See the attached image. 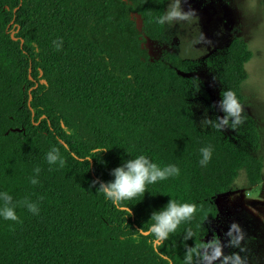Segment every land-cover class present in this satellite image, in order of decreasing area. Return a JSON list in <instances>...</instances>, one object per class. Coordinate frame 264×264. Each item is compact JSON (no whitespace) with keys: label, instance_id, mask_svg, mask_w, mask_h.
Here are the masks:
<instances>
[{"label":"trees","instance_id":"trees-1","mask_svg":"<svg viewBox=\"0 0 264 264\" xmlns=\"http://www.w3.org/2000/svg\"><path fill=\"white\" fill-rule=\"evenodd\" d=\"M165 6L163 0H0V190L14 202L39 197L40 208L33 215L18 206L17 221L0 220V264H183L185 244L216 235V196L231 188L239 170L245 168L250 184L259 182L254 146L236 149L221 131L197 125L186 74L199 61L169 51L153 56L144 45L176 38L173 27L153 22ZM57 38L59 50L52 45ZM251 57L234 38L219 61L223 84L240 101ZM50 145L61 147L63 166L44 160ZM205 145L212 158L200 166ZM94 147L106 149L99 154ZM127 152L180 169L123 201L130 213L91 184L110 180ZM72 154L90 158L78 162ZM34 166L40 173L31 185ZM169 196L195 211L159 241L147 231L150 214ZM185 229L193 239L183 240Z\"/></svg>","mask_w":264,"mask_h":264},{"label":"rangeland","instance_id":"rangeland-1","mask_svg":"<svg viewBox=\"0 0 264 264\" xmlns=\"http://www.w3.org/2000/svg\"><path fill=\"white\" fill-rule=\"evenodd\" d=\"M182 7L195 10L199 30L211 40V44H198V49L185 56L183 52L179 53L180 41L177 36L181 35L180 48L183 49L185 30L173 25L176 34L173 41L157 43L146 40L144 45L153 56L169 51L199 61L195 69L186 74L193 79V85L195 82L198 84V88H192L190 105L199 128L205 114L209 117L222 115L216 102L226 87L219 73V61L230 42L234 38L241 39L252 52V57L246 63L247 78L241 88L242 121L236 129L225 128L221 133L236 149L254 146L252 152L262 162L261 177L258 183L252 185L247 171L242 168L231 188L216 196L219 213L214 232L223 242L222 234L229 223H239L246 236L242 243H245L249 264H264V0H183ZM192 35L197 37L198 31L193 29ZM250 122L258 133L257 140L249 135ZM215 236L210 234L208 240ZM224 251L228 253L236 249L225 248Z\"/></svg>","mask_w":264,"mask_h":264},{"label":"clouds","instance_id":"clouds-1","mask_svg":"<svg viewBox=\"0 0 264 264\" xmlns=\"http://www.w3.org/2000/svg\"><path fill=\"white\" fill-rule=\"evenodd\" d=\"M183 0H163L166 6L163 11L153 17L156 25L171 28L178 25L185 30L186 43L183 49L180 48L181 35L179 37V53L183 52L185 56H190L193 49H198L196 45H210L211 40L205 37L199 30L198 16L194 9H184ZM198 31V36L193 37L192 30ZM55 49L59 50L63 45L62 38L52 41ZM201 48V47H200ZM198 88L197 82L193 85ZM216 106L222 115L209 117L205 114L200 120L201 128H211L221 131L225 128L236 129L242 121V105L236 94L229 88H225L220 93V98ZM65 147V146H62ZM106 148L94 147L92 152L101 153ZM65 150L66 147H65ZM129 154V158L122 159L121 163L110 169L111 179L107 181H98L93 179L92 185H97L95 191L102 194L113 207L120 211L130 213L129 204L122 203L129 201L138 194H143L146 185L155 184L157 181H163L169 177L179 174L180 169L176 164L169 163L163 166L159 165L154 158L144 153ZM73 159L78 162L88 161L90 157H78L72 154ZM212 158V147L205 145L199 148L198 164L205 166ZM44 160L51 165L63 166L64 158L61 154V147L50 145L48 151L44 154ZM40 167L34 166L31 175L28 176V183L36 185L38 183ZM23 206L29 213L37 215L40 211L39 197L31 200L27 196L22 201L14 202L12 195L6 190H0V220L17 221V207ZM195 211V206L187 201H181L178 198L169 196L168 201L159 209L151 212L152 223L148 226L150 232L156 240L162 241L173 233L178 225L191 219ZM223 242L219 237H212L199 245L188 246L185 244L183 251V264H249V258L246 255L247 249L245 243V232L241 225L235 221L229 223L227 230L223 232ZM194 233L191 229H185L183 240L193 239ZM225 248L236 249V251L226 253Z\"/></svg>","mask_w":264,"mask_h":264},{"label":"water","instance_id":"water-1","mask_svg":"<svg viewBox=\"0 0 264 264\" xmlns=\"http://www.w3.org/2000/svg\"><path fill=\"white\" fill-rule=\"evenodd\" d=\"M23 41V40H22Z\"/></svg>","mask_w":264,"mask_h":264}]
</instances>
